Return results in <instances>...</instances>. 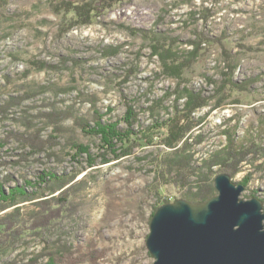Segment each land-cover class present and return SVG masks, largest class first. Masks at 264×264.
Returning a JSON list of instances; mask_svg holds the SVG:
<instances>
[{"label":"rangeland","instance_id":"1","mask_svg":"<svg viewBox=\"0 0 264 264\" xmlns=\"http://www.w3.org/2000/svg\"><path fill=\"white\" fill-rule=\"evenodd\" d=\"M95 1L105 8L92 24L66 31L72 15L55 14L59 0H0V189L31 193L51 173L76 174L80 183L70 213L0 254V264L36 257L37 264H153L146 248L153 209L184 195L168 187L157 190L161 198L155 193L154 159L164 148L140 147L116 160L76 123L94 127L101 116V123L117 122L125 131L128 106L137 115L134 131L167 119L174 97L163 103L168 111L153 106L178 81L162 74L142 31L173 37L174 51L184 55L193 49L188 42L199 43L180 89L214 96V82L227 72L225 53L235 64L234 82L255 79L247 92L196 112L204 120L192 135L202 139L192 145L195 166L227 145L226 132L237 146L264 147V0ZM36 135L43 144L33 151L26 140ZM74 144L88 154L77 155ZM239 168L231 179L244 185L241 199L258 198L264 213V152Z\"/></svg>","mask_w":264,"mask_h":264},{"label":"trees","instance_id":"2","mask_svg":"<svg viewBox=\"0 0 264 264\" xmlns=\"http://www.w3.org/2000/svg\"><path fill=\"white\" fill-rule=\"evenodd\" d=\"M103 3L104 1L97 3L95 0H59L54 10L58 15H72V22H69L70 25L66 24L68 31L73 27L91 25L94 18L105 8L102 7ZM141 34L149 40L151 57L157 58L162 74L178 81L177 89L166 94L153 106L168 111L163 103L174 97L172 110L168 113L167 119L155 118L151 124L134 131V125L138 122L137 115L128 106V111L122 119L127 125L125 131L117 128V122L101 123V116L95 120L94 127H90L88 121L84 119H78L76 123L85 135L99 138L101 149L104 151L102 155L110 153L116 160L131 156L136 148L162 146L164 152L159 158L154 159L155 193L159 196L157 190L168 187L184 193L183 197H176L174 201L180 199L190 202L205 201L215 195L212 177L218 172L226 173L230 177L236 176L240 172V164L249 155L263 153L264 147L255 142H251L247 147L237 146L233 135L226 132L227 145L208 159L202 160L200 166H195L192 145L201 143L202 139L200 136L193 138L192 135L204 120V117L196 118L195 114L198 110L209 107L212 100H215L214 108H218L233 92H247L255 79L234 82L232 76L235 64L233 58L225 53L224 63L227 72L224 73L221 82H214V96L205 97L201 92H194L185 87L180 89L185 72L191 69L197 58L199 43L188 42L193 49L184 55L174 51L177 40L173 37L152 31H142ZM54 116L59 117V114ZM42 142L38 135L35 136V140H26L33 151L40 149ZM73 148L77 155L89 152L88 147L80 144H74ZM215 167L219 169L217 172L213 171ZM75 178L76 174L71 176L44 174V177L40 178L44 187L35 186L31 193L27 192L25 187H13L7 192L0 189V254L28 237L49 232L56 220L70 213L69 206L75 186L80 184L75 185ZM192 178H196L195 182ZM26 184L29 185L30 182ZM165 202L169 203L164 199L159 206ZM26 203L31 204L32 208L25 212L23 208L25 205L22 204ZM159 206L153 209L151 217ZM37 260V257L33 258L27 264H37Z\"/></svg>","mask_w":264,"mask_h":264},{"label":"water","instance_id":"3","mask_svg":"<svg viewBox=\"0 0 264 264\" xmlns=\"http://www.w3.org/2000/svg\"><path fill=\"white\" fill-rule=\"evenodd\" d=\"M216 194L202 202L159 206L146 248L153 264H264V213L258 198L241 199L245 187L219 173Z\"/></svg>","mask_w":264,"mask_h":264}]
</instances>
